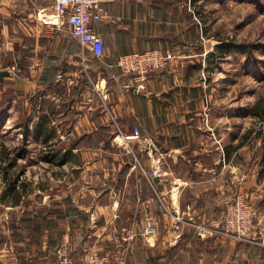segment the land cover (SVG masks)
Returning a JSON list of instances; mask_svg holds the SVG:
<instances>
[{"label":"crops","instance_id":"obj_1","mask_svg":"<svg viewBox=\"0 0 264 264\" xmlns=\"http://www.w3.org/2000/svg\"><path fill=\"white\" fill-rule=\"evenodd\" d=\"M55 3L0 0V71L10 73L0 79V100L27 105L38 93V101L61 109L48 140L39 141L70 151L47 159L62 166L80 162V184L44 192V200L29 205L4 199L0 264H56L62 243L71 247L72 264H83V249L100 253L119 242L127 264H264V162L259 167L255 158L250 164L241 158L262 143L242 144L240 127L233 128L237 119L227 123L209 112L203 62L209 51L191 20L195 2L107 3L104 18L92 22L104 41L103 62L82 57L55 19ZM156 49L175 59L141 88L123 93L111 79L120 74L117 58ZM62 89L64 95L56 92ZM49 110H41L28 131L35 134ZM134 129L140 147L132 149L124 139ZM40 131L47 132L41 124ZM154 168L159 175L146 178ZM240 194L257 213L250 240L220 233L199 238L188 222L174 230L171 213L179 210L185 222L218 232L224 204ZM148 226L155 232L145 234Z\"/></svg>","mask_w":264,"mask_h":264},{"label":"rangeland","instance_id":"obj_2","mask_svg":"<svg viewBox=\"0 0 264 264\" xmlns=\"http://www.w3.org/2000/svg\"><path fill=\"white\" fill-rule=\"evenodd\" d=\"M189 9L193 12L191 20L199 25L203 47L209 51L203 61L204 78L211 88L209 112L222 116L227 123L237 119L233 128L240 127L242 144L254 145L261 140L257 151L255 146L252 154L245 153L246 156L241 157L247 164L255 158L260 167L264 162L262 125L257 117L250 115V110L264 91V0H197ZM56 92L64 95L65 89ZM33 95L27 105H11L5 98L0 100V149L5 151L0 150L1 204L4 199L14 201L4 180L6 174L24 185L25 189L18 187L22 205L44 200V192L56 193L60 188L66 191L80 184L75 173L81 167L80 162L72 160L62 166L47 159L70 151H52L42 146L37 133L28 131L29 124L42 116L38 114L41 110L51 108L48 115L39 120L43 132L61 111L38 101V93ZM48 133L50 130L43 134ZM10 159H15L11 167Z\"/></svg>","mask_w":264,"mask_h":264},{"label":"built area","instance_id":"obj_3","mask_svg":"<svg viewBox=\"0 0 264 264\" xmlns=\"http://www.w3.org/2000/svg\"><path fill=\"white\" fill-rule=\"evenodd\" d=\"M113 1L56 0L54 17L58 24L67 27L72 39L79 44L83 58L86 54H89L103 62L105 56L103 55L104 41L93 30L92 22L102 20L105 16L104 5ZM4 48L6 49V46ZM174 59L173 54L162 53L158 49L124 54L119 56L114 64L120 70V74L112 75L111 79L119 83L123 93L139 89L151 75L166 69ZM19 72V70H15L17 75H20ZM133 133V136L129 137L139 138L136 129ZM127 138L124 139L125 142ZM158 175V170L154 168L147 173L146 178L152 179ZM171 215L175 231L180 229V224L185 225L188 222L199 238L220 233L224 237L250 240L256 234V210L248 198L242 194L235 196L224 204L222 226L218 232H213L210 227L203 224L185 222L179 210H173ZM154 232L155 228L152 226H148L145 230V234ZM178 237L179 235H176V238ZM70 253L71 247L69 245L60 244L55 251L56 264H72ZM126 257L127 248L119 242L114 247L100 253H95L87 248L83 249L82 262L83 264H127Z\"/></svg>","mask_w":264,"mask_h":264},{"label":"trees","instance_id":"obj_4","mask_svg":"<svg viewBox=\"0 0 264 264\" xmlns=\"http://www.w3.org/2000/svg\"><path fill=\"white\" fill-rule=\"evenodd\" d=\"M191 1L192 2H196L197 0H191ZM250 115L252 117L253 116L254 117H257L260 120V123L262 125L261 135H263V144H264V91L259 96V99L253 104V107L250 110ZM35 129H36V133H37L38 136L43 137L45 141L48 140V138L50 137V135L43 134L40 131V125L39 124H37V126L35 127ZM1 149H2V147H1ZM4 153H5V151H4ZM6 154L9 155L8 152ZM10 158H11V156H10ZM14 161H15V159L14 160L13 159H10L9 160L10 167L15 164ZM4 180H5L6 184L8 185V191H9V194H10L11 199L14 200L13 202L15 204L18 203V202H20L19 199L21 197V192L18 190V187L21 186V189H25L24 185L21 184L20 182H17V180H15V179H10V177H9L8 174H6L4 176Z\"/></svg>","mask_w":264,"mask_h":264},{"label":"water","instance_id":"obj_5","mask_svg":"<svg viewBox=\"0 0 264 264\" xmlns=\"http://www.w3.org/2000/svg\"><path fill=\"white\" fill-rule=\"evenodd\" d=\"M10 73H8L7 71L5 70H1L0 71V79H2V77L4 76H8ZM126 143H128V145H130L131 147L130 148H135L136 146L137 147H140L138 144L140 143V139L139 138H133V137H129L127 138L126 140ZM149 148L154 151V148H152V146H149ZM175 155V154H173Z\"/></svg>","mask_w":264,"mask_h":264}]
</instances>
